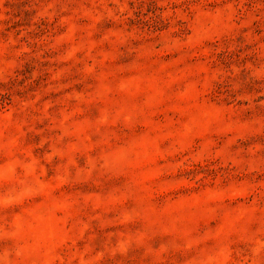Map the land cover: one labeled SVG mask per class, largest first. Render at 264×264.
<instances>
[{"label":"rangeland","instance_id":"rangeland-1","mask_svg":"<svg viewBox=\"0 0 264 264\" xmlns=\"http://www.w3.org/2000/svg\"><path fill=\"white\" fill-rule=\"evenodd\" d=\"M0 264H264V0H0Z\"/></svg>","mask_w":264,"mask_h":264}]
</instances>
